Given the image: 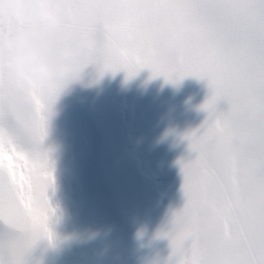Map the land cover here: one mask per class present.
Segmentation results:
<instances>
[{
	"label": "snow or ice",
	"instance_id": "6c2138e0",
	"mask_svg": "<svg viewBox=\"0 0 264 264\" xmlns=\"http://www.w3.org/2000/svg\"><path fill=\"white\" fill-rule=\"evenodd\" d=\"M64 3L67 26L84 28L93 82L144 70L207 82V118L182 137L194 154L178 161L185 203L157 233L170 242L164 264H264V0ZM11 27L0 17V31ZM51 118L0 59V264H33L42 242L55 246Z\"/></svg>",
	"mask_w": 264,
	"mask_h": 264
},
{
	"label": "rangeland",
	"instance_id": "374dc122",
	"mask_svg": "<svg viewBox=\"0 0 264 264\" xmlns=\"http://www.w3.org/2000/svg\"><path fill=\"white\" fill-rule=\"evenodd\" d=\"M142 73L145 78L137 81ZM150 75L148 70H144L131 79L130 83V80L126 81V74L119 72L115 76L107 74L96 82L111 89L116 108L115 118L109 123L106 132L96 136L105 139L106 151L130 163L140 172L146 203L145 225L138 233L129 231L128 226L118 218V204L107 193L108 231L113 232L117 242L122 241L119 246L121 256L118 259L101 258L97 256L98 253H103L100 250L96 256H92L90 245L95 243L100 233L97 232L99 223L89 217L86 222H82L84 226L78 229L76 236H71L64 226L56 227L52 224L57 240L60 239L64 249L60 253L59 250L53 253V250L50 251L52 246L46 242V264H58L64 259L72 264H164L171 254L169 240L157 239V233L170 229L173 212L184 206L183 177L178 161L194 154L189 153L188 142L182 137L199 128L207 118V113L201 111L200 106L210 95V90L206 81L194 77L185 78L178 85H173L166 83L163 77L150 79ZM115 84L121 86V91L116 93L113 90L117 87ZM144 84L146 86L141 93L147 96H152L161 89L163 91V88L174 94L165 99L160 112L158 109L161 105L157 102L156 110L148 113L142 111L143 114H148L145 122L142 119L147 116L142 117L140 111L136 113L135 107L129 104L135 101L137 91L142 90ZM195 96L197 99H194ZM220 107L224 108L226 105L221 104ZM104 189L103 186V191Z\"/></svg>",
	"mask_w": 264,
	"mask_h": 264
},
{
	"label": "bare ground",
	"instance_id": "6f19581e",
	"mask_svg": "<svg viewBox=\"0 0 264 264\" xmlns=\"http://www.w3.org/2000/svg\"><path fill=\"white\" fill-rule=\"evenodd\" d=\"M142 78H145L143 73L140 74L137 81H140ZM129 82L131 83V80ZM102 86V83L96 82L76 84L61 98L57 105L56 114L51 118L49 135L46 140V146L52 149L55 175V190L50 191L49 195L53 207L57 210L56 216L53 219V225L56 227L64 226L70 231L71 236H76L78 229L84 226L82 222H86L90 217L93 221L95 220V223H99V230H97V232L100 233L98 235L96 234L98 238L95 243H92L93 247L90 245L89 249L92 256H96L98 250H100L103 253H98V257L118 259V257L121 256L119 246L122 241L117 242L115 237H113V232L108 231L106 213L108 196L106 191H103V178L98 173L101 165L99 164V166H97L96 163L99 159H105L104 154L107 152L106 145H104L105 139H99V136H93L91 133L92 128L88 126L87 120L85 121L84 117H82L81 107L78 106L82 92L89 88H95L101 92L100 94L102 96H105L111 101L112 106H114L112 107V115L114 116L113 118H115L116 108L113 103L114 93H111V89L109 90ZM116 86L117 87H114L113 90L117 93L121 91V86ZM145 86L146 84L142 86V90L137 91L138 96L135 98V101L129 103L135 107L136 113L140 111L139 114L142 117L147 116L142 119L144 122L147 121L148 114H143V112L148 113V111L156 110L155 102L160 103L161 107L158 109V112H160L164 107V102H166L165 99L171 97L173 94L170 90H167V88H163V91L161 89L157 93L154 92L152 96H147L141 93L145 89ZM153 96H155V98ZM194 99H197V96H195ZM138 107L139 110L137 109ZM109 172H113V169L110 168ZM114 183H116V194L113 199H117L121 202L122 212L127 216L124 221L125 226H128L129 231L139 232L145 224L142 223L139 226H135L140 222L137 223V217L131 212L133 205L132 200L136 201L137 197L135 195L132 200L129 199V201H124V197L128 191H133L130 187L131 184L127 182L123 183L120 180H116ZM61 206L62 208L60 209ZM143 210L144 208L142 212ZM122 212L119 208V219L122 216ZM142 212L139 214H142ZM155 214L158 216L157 212ZM142 215L139 216L140 219ZM59 240L60 239L55 242V246H52L50 250H53V253L57 250H59L60 253V251L64 249V245ZM46 242L47 241L42 242L33 253V264H35V262H38V264H46L44 260L48 253ZM137 247L140 248V245ZM58 264L72 263L64 259ZM94 264L97 263L94 262Z\"/></svg>",
	"mask_w": 264,
	"mask_h": 264
},
{
	"label": "clouds",
	"instance_id": "9594fccd",
	"mask_svg": "<svg viewBox=\"0 0 264 264\" xmlns=\"http://www.w3.org/2000/svg\"><path fill=\"white\" fill-rule=\"evenodd\" d=\"M0 59L7 78L42 98L54 116L61 98L76 84L91 83L82 25L67 26L64 0H3Z\"/></svg>",
	"mask_w": 264,
	"mask_h": 264
},
{
	"label": "water",
	"instance_id": "95a60500",
	"mask_svg": "<svg viewBox=\"0 0 264 264\" xmlns=\"http://www.w3.org/2000/svg\"><path fill=\"white\" fill-rule=\"evenodd\" d=\"M98 94H100V93H97L94 95L84 94V96L81 97L80 105L83 108V110L86 112L87 116H90L93 124L95 126L99 127V129H104L105 128L104 123L107 120L106 116H104V111L106 109V106H104V104L106 102L103 101ZM100 162H104V160H101ZM101 165H104L106 168V161L104 163H102ZM109 166H110V168L113 169V172H109V169H110ZM109 166H108V169L103 172V174H105V172H106V174H108V177L107 176L106 177L109 180V182H111L115 185H116V183H114V181L120 180L124 183L128 180L127 175H131V173H129L128 169H126L124 166H121L118 163H116V166L114 164L109 165ZM103 169H104V167H103ZM116 176H117V179H116ZM127 183H129V181ZM130 187L133 189V187L131 185H130ZM132 196H134V192L128 191V193L126 194V196L124 198V201H129V199L132 200V198H133ZM133 208L134 207L132 205L131 212H133V214L135 216L138 215V211L133 210ZM140 215L141 214H139V216ZM139 216H136L137 217V219H136L137 223L140 222Z\"/></svg>",
	"mask_w": 264,
	"mask_h": 264
}]
</instances>
